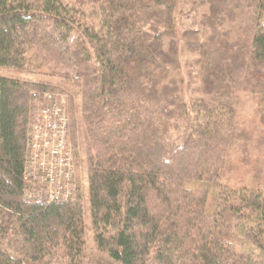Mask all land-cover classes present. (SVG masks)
Returning a JSON list of instances; mask_svg holds the SVG:
<instances>
[{"label":"trees","instance_id":"obj_1","mask_svg":"<svg viewBox=\"0 0 264 264\" xmlns=\"http://www.w3.org/2000/svg\"><path fill=\"white\" fill-rule=\"evenodd\" d=\"M0 69L65 82L0 76V264H86L79 187L73 203L22 202L33 92H65L111 263L264 264V0H0Z\"/></svg>","mask_w":264,"mask_h":264},{"label":"built area","instance_id":"obj_2","mask_svg":"<svg viewBox=\"0 0 264 264\" xmlns=\"http://www.w3.org/2000/svg\"><path fill=\"white\" fill-rule=\"evenodd\" d=\"M27 156L23 166L22 202L50 206L76 200L71 167L67 97L58 93H32Z\"/></svg>","mask_w":264,"mask_h":264},{"label":"rangeland","instance_id":"obj_3","mask_svg":"<svg viewBox=\"0 0 264 264\" xmlns=\"http://www.w3.org/2000/svg\"><path fill=\"white\" fill-rule=\"evenodd\" d=\"M184 19L185 18L181 19V17H179L178 19L180 20L179 23L184 21ZM192 20H193V17L188 18L187 21L191 22ZM178 33L179 34L181 33L180 30ZM177 40L180 41L179 46H178V60L180 62V71L178 74H176V76L173 75V77L178 81V83L180 82L179 86H180L181 93L183 94L186 101L189 102L192 99L197 98V96L199 95V84L197 80L194 79V76H193L196 73V71H194V68L192 67L194 56L190 55L186 51L184 44H182L183 42L180 36ZM0 76L17 78L18 80L28 81V82L35 83V84H42V85L51 84L53 86L59 85L61 90H62V86L65 85V82H63L61 79L47 76L41 72L38 74H32V75H18V74H15L14 72L0 69ZM73 102L77 106H79V94L78 93H74ZM66 110H67V116L69 117L68 105H66ZM253 114H254V107L249 105L245 101V99L242 100L241 106L239 107L238 113H237V121L242 123L243 126L246 127L247 129L250 128L251 130ZM255 131H256L255 134H259L261 139L264 141V127L257 129ZM70 148L73 154L71 143H70ZM76 151H77L78 160H79L78 169L75 170L73 156L71 158L70 164H71L72 169H74V173H75L74 188L76 189V196H77V188L79 187L80 193L82 196L81 201H82V205L84 209V236L83 238L85 242V247H84L85 263L86 264H113L109 261V259L107 258L105 254L98 252L95 248V244L93 241L94 234L91 230V220H90V214H89V210L87 206V168H86V162H85V155L83 153V149L81 146L77 148ZM76 174L78 175L76 176Z\"/></svg>","mask_w":264,"mask_h":264}]
</instances>
